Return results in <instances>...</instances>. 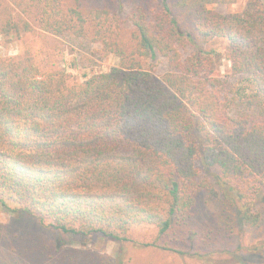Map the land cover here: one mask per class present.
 I'll return each mask as SVG.
<instances>
[{
    "label": "trees",
    "instance_id": "obj_1",
    "mask_svg": "<svg viewBox=\"0 0 264 264\" xmlns=\"http://www.w3.org/2000/svg\"><path fill=\"white\" fill-rule=\"evenodd\" d=\"M236 1L128 0L127 21L124 0L0 1L6 38L34 31L25 14L55 36L91 33L118 58L72 84L30 56L0 58V205L17 223L0 227V264H125L126 244L208 263L233 254L237 227L264 225V0L214 9ZM236 80L252 93L234 94ZM207 201L220 205L209 219ZM141 226L156 231L149 243L129 234ZM94 235L117 259L74 247Z\"/></svg>",
    "mask_w": 264,
    "mask_h": 264
},
{
    "label": "rangeland",
    "instance_id": "obj_2",
    "mask_svg": "<svg viewBox=\"0 0 264 264\" xmlns=\"http://www.w3.org/2000/svg\"><path fill=\"white\" fill-rule=\"evenodd\" d=\"M4 5L15 8V2L20 0H0ZM71 3L72 0H64ZM125 10L121 12L120 19L127 21L128 0H124ZM24 6H22L23 8ZM245 7V0H237L233 4H216L214 9L219 12L240 13ZM19 11V10H18ZM34 27V31L23 33L19 37L11 36L6 38L0 34V58L12 59L24 56L33 58L35 65L41 73L65 71L70 75L69 82L82 83L93 75L108 72L112 67L118 64V58L114 55H104L100 42L94 40L91 33L85 38H74L70 36H55L51 33L40 30L34 21L33 16L22 14ZM128 29L122 31V38L130 37ZM224 40L216 42L218 50L216 59L218 71L221 78H226L229 73V64L225 60L222 47ZM156 74L164 72V66L159 65ZM233 93L247 95L252 93L253 86L246 81H232L230 88ZM234 94H229L230 97ZM8 207L14 208L15 204L8 202ZM220 205L215 202H208L204 207L202 215L209 219L218 212ZM13 221V214L4 206L0 205V227L5 225H16ZM31 225V228L37 229V235L42 241L53 239L56 236L49 232L42 231L37 225ZM236 242L229 255L217 254L212 260L204 263L192 257L177 256L168 252L158 251L151 247H144L137 244H126L123 256L121 257L125 264H264V225L258 228L237 227ZM131 238L138 243H149L156 235L152 227L141 226L130 230ZM37 240V238H36ZM78 239L65 238L66 244L77 243ZM72 245V244H71ZM78 245V244H77ZM237 248H236V246ZM73 246V245H72ZM90 250L94 255L117 259L118 245L114 242L94 235L89 238V242L84 246H74ZM10 244L5 240L0 244V259H6L10 253ZM261 251L263 258L257 257L256 251ZM12 254V253H11ZM17 256V255H16ZM15 256V257H16ZM18 257V256H17ZM93 264V263H92Z\"/></svg>",
    "mask_w": 264,
    "mask_h": 264
}]
</instances>
